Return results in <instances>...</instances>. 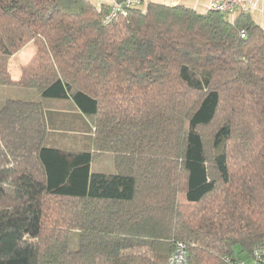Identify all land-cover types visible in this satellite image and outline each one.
<instances>
[{"label": "trees", "instance_id": "obj_1", "mask_svg": "<svg viewBox=\"0 0 264 264\" xmlns=\"http://www.w3.org/2000/svg\"><path fill=\"white\" fill-rule=\"evenodd\" d=\"M108 11L0 0V86L40 96L0 110V264H169L177 242L187 264L250 260L264 241V26L155 3L104 24ZM59 113L90 123L88 147L51 146Z\"/></svg>", "mask_w": 264, "mask_h": 264}, {"label": "rangeland", "instance_id": "obj_2", "mask_svg": "<svg viewBox=\"0 0 264 264\" xmlns=\"http://www.w3.org/2000/svg\"><path fill=\"white\" fill-rule=\"evenodd\" d=\"M35 47L27 45L17 52L8 62V71L14 80L19 79L21 67L25 65L34 54ZM7 100L40 101V96L33 89L0 86V110ZM56 129H51V146L66 148L73 151L82 150L89 145L91 135L90 123L75 114H54ZM88 129V130H87Z\"/></svg>", "mask_w": 264, "mask_h": 264}, {"label": "built area", "instance_id": "obj_3", "mask_svg": "<svg viewBox=\"0 0 264 264\" xmlns=\"http://www.w3.org/2000/svg\"><path fill=\"white\" fill-rule=\"evenodd\" d=\"M149 0H111L109 11L105 16L103 23H110L123 8H143ZM256 2L252 1L246 4L243 0H209L207 11H217L227 18H233L241 12L254 10ZM244 32H241V38H244ZM226 261L230 264H264V241L253 248L251 258L248 261L235 260L229 258ZM188 256L186 246L177 242L174 245L173 252L169 257V264H187Z\"/></svg>", "mask_w": 264, "mask_h": 264}, {"label": "crops", "instance_id": "obj_4", "mask_svg": "<svg viewBox=\"0 0 264 264\" xmlns=\"http://www.w3.org/2000/svg\"><path fill=\"white\" fill-rule=\"evenodd\" d=\"M90 1L96 6H101V5L109 6L111 3V0H90ZM243 1L246 4L252 1L256 2V8L254 10L248 9L246 12L250 14L253 21L256 24L263 27L264 26V0H243ZM208 2L209 0H149V3H155V4H160V5L169 6V7L183 6L197 13H205L207 11Z\"/></svg>", "mask_w": 264, "mask_h": 264}]
</instances>
